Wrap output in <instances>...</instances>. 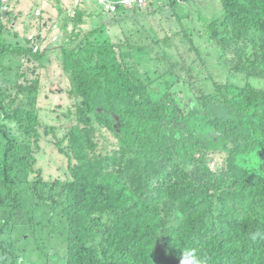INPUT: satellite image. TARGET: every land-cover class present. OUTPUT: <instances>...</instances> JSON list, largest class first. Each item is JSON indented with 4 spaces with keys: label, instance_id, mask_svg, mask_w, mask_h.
Masks as SVG:
<instances>
[{
    "label": "trees",
    "instance_id": "trees-1",
    "mask_svg": "<svg viewBox=\"0 0 264 264\" xmlns=\"http://www.w3.org/2000/svg\"><path fill=\"white\" fill-rule=\"evenodd\" d=\"M218 1L209 23L195 0L114 14L109 0H52L40 32L61 24L70 103L51 117L36 109L49 54L0 17V264H180L184 246L208 264H264V144L245 158L264 143V0ZM52 137L66 179L41 167Z\"/></svg>",
    "mask_w": 264,
    "mask_h": 264
},
{
    "label": "rangeland",
    "instance_id": "rangeland-1",
    "mask_svg": "<svg viewBox=\"0 0 264 264\" xmlns=\"http://www.w3.org/2000/svg\"><path fill=\"white\" fill-rule=\"evenodd\" d=\"M26 4V6L33 8L36 10L34 5H30L27 0H23ZM52 0H40L38 3L42 6L39 8L40 10H47L50 9ZM67 7H69L72 3L74 6L80 2V0H63ZM197 2L198 6H201L203 8L210 7L209 11H207L204 16L206 17L207 21L211 23L214 19V15L216 14V11L218 7H211V6H217L218 3L214 0H195ZM9 5L16 6V0H11ZM2 9L0 10V14L3 11V14L6 13L7 9L4 4L1 5ZM8 8V7H7ZM73 10H75L73 8ZM47 15L48 18H57V12L54 10H50ZM2 14V15H3ZM184 17V14L181 15ZM198 16V15H196ZM10 28L15 30L21 29L20 24V16L18 14H15L11 16L10 18ZM60 24V23H59ZM61 27V26H60ZM11 40H14L13 35L11 36ZM16 41V40H14ZM56 46V45H54ZM54 46H52L50 49H52ZM199 48L202 49V55L206 59V62L211 66L212 71L218 75V78L220 82H225L227 80V77H225L224 72L220 69V56L217 54V52L213 49H208L205 44H199ZM57 47L53 48V50H50L47 52L50 56V63L46 68H43L42 70H39L36 72V75L41 78L42 80V87L40 88V95L39 100L36 105V109L41 113L43 116L49 115L56 116L57 114L62 113L64 110L67 109V106L69 105V101L67 98L63 95V93H60L63 89H65L68 85L67 82L64 81L61 61H60V53L57 52ZM31 68H34L33 65H28ZM37 67V66H36ZM26 61L23 63V70H26ZM29 75H33V69L28 71ZM253 83H258V81H253ZM242 84H247V81L244 80ZM142 109L144 111H148L150 109V106L144 102H142ZM57 112V114H55ZM63 125L65 128V132L67 131V128L71 126L70 122L64 118ZM67 133V132H66ZM57 135L59 138H63L65 136L64 132L59 130L57 132ZM114 139V137L112 136ZM54 140V137H52L48 142H43V154L41 158V167L44 169L46 168V175L48 179H66L67 172L69 171V162L66 157L60 156L55 148V144L52 143ZM219 166L224 168V163L221 161L219 162ZM215 169V167H213ZM169 223L175 222V216L174 214H170L167 212L166 214ZM30 234V233H29ZM16 235H19V230ZM20 236V235H19ZM25 240V236H20ZM11 237L8 235L6 236V239L9 240ZM55 251L56 253H59L62 255L64 251V245L62 241H58L55 243V246L51 250ZM183 252V251H182ZM182 252L180 255L182 256ZM33 264L36 263V259L33 258Z\"/></svg>",
    "mask_w": 264,
    "mask_h": 264
},
{
    "label": "clouds",
    "instance_id": "clouds-1",
    "mask_svg": "<svg viewBox=\"0 0 264 264\" xmlns=\"http://www.w3.org/2000/svg\"><path fill=\"white\" fill-rule=\"evenodd\" d=\"M10 1L11 0H0L1 5L4 4L7 9L5 14H3V11L1 12L0 17L2 16V22L9 27V30L7 32H10V37L12 34H14V32L16 34L22 33L25 29L24 27V24H25V26L29 25L31 27V31L30 33H28L27 36L30 41L29 46L33 50L34 53L48 52L49 50H51L50 48L52 46L56 45L53 47L55 48L57 47L58 44H60L61 38H62V32L60 31L61 24L57 23L54 26L55 33L50 36L47 33L40 32V26L42 25L43 21H42V15H38V14L42 13V11H46V10L39 9L42 6L41 4L38 3L40 0H27L30 5L35 6L36 8L35 12L33 11V8L26 6L23 0H16L15 7L13 5H9ZM82 1L83 0H80V2H78L76 6L80 5ZM148 1L149 0H144L143 3H140V0H109V4L111 7V14L116 13L120 6H123V8H129V9H133L137 7L147 8ZM214 1L219 3L218 0H214ZM194 3L197 4L196 1ZM72 6H74V4H71L69 7L70 8L76 7V6L74 7ZM8 13L11 14V16L15 14H18L20 16V24H21L20 30L14 31L12 28H10V25H12L10 23L11 16L7 15ZM48 19L52 20L54 19V17L48 18ZM60 93H63V95L66 97L65 91L62 90L60 91ZM262 140H264V138H262ZM261 144H264V143H257L256 145H254L253 150L250 153L245 154V158H248L249 156H251L254 159V154L260 151ZM254 170H257V171L264 170V161H255ZM260 211H264V209H260ZM160 233L161 231L157 234V237L160 235ZM167 235L172 237L170 233ZM180 264H208V259H207V256L203 253V251L199 250L196 246H190V247L184 246Z\"/></svg>",
    "mask_w": 264,
    "mask_h": 264
},
{
    "label": "built area",
    "instance_id": "built-area-1",
    "mask_svg": "<svg viewBox=\"0 0 264 264\" xmlns=\"http://www.w3.org/2000/svg\"><path fill=\"white\" fill-rule=\"evenodd\" d=\"M144 0H140V3H143Z\"/></svg>",
    "mask_w": 264,
    "mask_h": 264
},
{
    "label": "bare ground",
    "instance_id": "bare-ground-1",
    "mask_svg": "<svg viewBox=\"0 0 264 264\" xmlns=\"http://www.w3.org/2000/svg\"><path fill=\"white\" fill-rule=\"evenodd\" d=\"M38 15H42V13H39Z\"/></svg>",
    "mask_w": 264,
    "mask_h": 264
}]
</instances>
